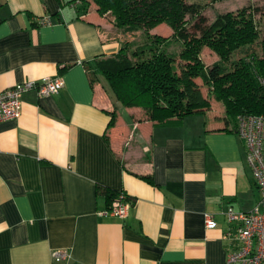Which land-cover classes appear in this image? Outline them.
<instances>
[{
  "label": "crops",
  "instance_id": "crops-1",
  "mask_svg": "<svg viewBox=\"0 0 264 264\" xmlns=\"http://www.w3.org/2000/svg\"><path fill=\"white\" fill-rule=\"evenodd\" d=\"M73 1L0 0V93L63 81L0 122V264H225L226 211L259 201L236 121L163 125L122 107L84 66L116 54L118 32L104 39L95 5ZM119 194L127 215L103 214Z\"/></svg>",
  "mask_w": 264,
  "mask_h": 264
},
{
  "label": "trees",
  "instance_id": "trees-1",
  "mask_svg": "<svg viewBox=\"0 0 264 264\" xmlns=\"http://www.w3.org/2000/svg\"><path fill=\"white\" fill-rule=\"evenodd\" d=\"M80 1L92 2L124 36L116 54L84 65L91 81L104 78L122 107L141 108L156 124H177L210 109L203 86L222 104L227 123L264 115V6L224 13L208 25L199 5L186 0ZM162 23L170 36L151 33ZM204 46L219 57L208 66L200 57Z\"/></svg>",
  "mask_w": 264,
  "mask_h": 264
},
{
  "label": "built area",
  "instance_id": "built-area-1",
  "mask_svg": "<svg viewBox=\"0 0 264 264\" xmlns=\"http://www.w3.org/2000/svg\"><path fill=\"white\" fill-rule=\"evenodd\" d=\"M77 1L72 3L75 7ZM44 24L49 21L44 20ZM63 86L61 78H43L40 81H26L0 93V122L19 116L21 95L35 89L38 96L57 93ZM236 133L245 145L246 163L251 171L253 183L259 193V201L248 212H235L228 209L225 218L229 224L224 239L227 241L225 264H264V115H248L236 118ZM130 202L119 194L110 202L103 214L124 218ZM205 227L214 228L210 215H205ZM55 260L67 257L64 251L53 252Z\"/></svg>",
  "mask_w": 264,
  "mask_h": 264
},
{
  "label": "rangeland",
  "instance_id": "rangeland-1",
  "mask_svg": "<svg viewBox=\"0 0 264 264\" xmlns=\"http://www.w3.org/2000/svg\"><path fill=\"white\" fill-rule=\"evenodd\" d=\"M188 3H195L199 5L200 7V12L202 14L201 20L204 24H211L217 16L222 15L224 13L228 12H237L247 6H255L258 8H261L264 6V0H186ZM108 25H106L108 29L104 32V39L112 40V36L114 33L117 31L119 35V39H123V35L120 30L116 29L115 26L112 24L111 19L108 18V16H101ZM189 26H190V31L198 33L197 27H194V20L189 18ZM151 33H155L161 36H170L171 35V30L170 28L162 23L155 28L151 30ZM172 48H177L175 44L172 45ZM201 60L204 63V65H211L214 63L216 60H218V56L213 51L212 49L208 47H202L201 49V54H200ZM200 83V81L198 80ZM106 84V83H105ZM106 86V85H105ZM108 92L109 89L106 86ZM203 94L209 99L210 101V109L206 111V114H210L209 116L213 118V120L221 121L220 118L224 116V111L222 104L216 100V98L211 95L207 94V88L201 86ZM133 108H138V107H133ZM141 109V108H140ZM115 113V111H113Z\"/></svg>",
  "mask_w": 264,
  "mask_h": 264
}]
</instances>
